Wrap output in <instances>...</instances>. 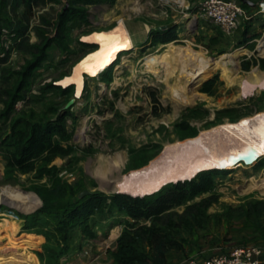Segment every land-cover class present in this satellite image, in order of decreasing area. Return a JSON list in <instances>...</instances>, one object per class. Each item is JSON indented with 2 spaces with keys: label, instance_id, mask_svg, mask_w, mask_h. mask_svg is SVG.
Wrapping results in <instances>:
<instances>
[{
  "label": "rangeland",
  "instance_id": "374dc122",
  "mask_svg": "<svg viewBox=\"0 0 264 264\" xmlns=\"http://www.w3.org/2000/svg\"><path fill=\"white\" fill-rule=\"evenodd\" d=\"M198 1L79 3L74 8L87 12V22L67 24L69 52L62 53L53 41L59 25L57 15L72 7V1L61 0L52 8L34 7L26 13L22 7L14 8L13 0H0V197L3 191L35 195L31 188L37 183L36 172L48 154L27 162L14 159L16 136L24 124L37 128L58 115L63 117L67 140H59V155L50 160V166L58 167L59 176L77 193L89 190L111 196L120 191L116 186L122 178L167 152L264 116V89L248 82L254 76H264V69L251 65L248 71L242 70L244 63L264 58V14L251 16L237 33L226 38L196 18ZM251 1L256 5L262 2ZM119 22L134 49L120 54L116 64L106 70L109 81L99 75H83L80 89L74 84L72 92L62 93L66 88L62 80L98 49L97 45L87 47L90 43L84 38L110 30ZM160 27H167L161 32L175 29L177 40L171 42L175 49L153 44ZM48 40L46 60L24 80V70L34 61L26 44L38 43L44 48ZM225 54L232 56L222 57ZM157 56L162 58L159 65H147L148 59ZM147 66L156 74L148 72ZM202 67H207L206 73L191 81L190 76ZM209 81L212 83L205 87ZM190 129L196 132L194 138H190ZM115 160L119 162L117 169L111 164ZM144 162L147 164L141 167ZM220 170L211 180V191L187 203L210 196L217 200L207 211L212 218L188 237L187 260H204L236 247L264 244V235L246 221L215 218L228 207L264 200V155L252 164L241 162ZM6 202L0 203V264H111L109 251L115 249L127 220L116 211L91 216L85 223L69 227L67 243H63L54 223L44 216H30L24 230L15 225L16 217L10 210L31 215L42 202L27 214ZM185 207L173 211L180 213ZM84 226L86 233L81 230Z\"/></svg>",
  "mask_w": 264,
  "mask_h": 264
},
{
  "label": "trees",
  "instance_id": "16d2710c",
  "mask_svg": "<svg viewBox=\"0 0 264 264\" xmlns=\"http://www.w3.org/2000/svg\"><path fill=\"white\" fill-rule=\"evenodd\" d=\"M68 1H72V7L65 8L57 15L59 25L57 35L53 39L62 53L69 52L67 42L69 27L67 24L74 23L77 20L83 23L87 22V12L84 9L74 8V6L79 3L90 4V0ZM107 1L110 5L115 2V0ZM60 3L61 0H13L12 5L14 8L22 7L26 13H30L34 7L48 6L52 8ZM242 7L247 11L251 10L245 4H242ZM155 36L154 45L158 43L168 44L177 40L175 29L157 31ZM49 43L48 40L44 48H41L38 43L26 44V51L32 56L34 63H29L24 70V74H22L24 80L29 78L32 69L46 60L45 47ZM87 47L96 48L92 44L87 45ZM251 65L264 69V58L258 61L254 59L252 64L244 63L242 70L248 71ZM106 70L100 73L99 76H102L104 81L108 82L109 77ZM211 83L209 81L205 84V87ZM64 87L66 88L61 89L62 93L73 91V85L71 84ZM63 120L64 118L58 115L56 120L37 128L30 124H24L23 129L17 133L14 159L27 162L43 154H48L37 169L35 180L38 184H34L31 188L32 192L42 202V206L31 215H23L10 210L18 222H14L17 228L19 227L20 230L27 229L29 225L28 218L41 215L54 223L60 241L67 243L69 227L75 224H83L91 216L101 215L106 211H116L123 214L127 220L116 241L115 249L109 251L111 264H168V257L171 252H178L184 256L188 237L212 218L207 211L217 200L215 197L210 196L188 205L187 203L201 194L210 192L212 189L211 180L215 173H219L221 170L200 171L191 180L168 184L165 190L144 197L133 198L125 194L105 196L92 193L81 200H77L79 193L76 192L75 187L59 176L58 167L50 166L49 163L52 158L59 155V140H67L66 129L62 124ZM14 128L12 127L13 130ZM190 130V138H194L196 132ZM146 164L144 162L141 167ZM147 167L148 165L144 168ZM43 180L44 183H41ZM71 198H74L75 202L71 203ZM184 205L186 207L182 212L176 213L173 211L175 208ZM215 218H223L229 221L232 219L244 220L250 224L252 229L263 236L264 200H250L237 207H228ZM139 222L142 223L139 225ZM145 222L149 224L146 225ZM81 230L85 233L88 232L86 226L82 227Z\"/></svg>",
  "mask_w": 264,
  "mask_h": 264
},
{
  "label": "bare ground",
  "instance_id": "6f19581e",
  "mask_svg": "<svg viewBox=\"0 0 264 264\" xmlns=\"http://www.w3.org/2000/svg\"><path fill=\"white\" fill-rule=\"evenodd\" d=\"M84 41L96 44L98 49L76 64L70 77L62 80V83L60 82L63 86L76 84L80 89L83 85V75H99L102 71L114 66L120 54L134 49L132 39L122 22H119L117 26L110 30L86 36ZM165 45L168 50L174 48L173 43ZM232 54H225L222 57H231ZM159 59L160 56H157L148 59L146 63L147 65H156L161 63L162 58ZM207 67L198 69L194 74L191 73L190 80H198V75L203 76L207 71ZM147 70L156 74V71L152 70L150 66H147ZM248 82L264 89V76L262 75L254 76ZM262 155H264V116L254 118L249 122L229 126L213 134L211 133L201 140L178 147L175 151L167 152L153 161L149 167L122 178L116 187L119 186L120 191H127L132 194L152 192L171 181L192 177L199 170L231 169L241 162L252 164ZM111 164L114 168H119L118 161L115 160ZM3 196L4 198H2ZM2 197H0V203L6 202L5 199H8V202H6L8 206L26 214L34 211L41 204V201L35 195L25 197L3 191ZM11 199L15 200L16 203Z\"/></svg>",
  "mask_w": 264,
  "mask_h": 264
},
{
  "label": "built area",
  "instance_id": "2783aa9c",
  "mask_svg": "<svg viewBox=\"0 0 264 264\" xmlns=\"http://www.w3.org/2000/svg\"><path fill=\"white\" fill-rule=\"evenodd\" d=\"M257 14H264V1L250 11L242 7L241 0H199L195 7L196 18L216 28L226 38L237 33L245 20ZM186 264H264V244L236 247L204 260L188 259Z\"/></svg>",
  "mask_w": 264,
  "mask_h": 264
},
{
  "label": "water",
  "instance_id": "95a60500",
  "mask_svg": "<svg viewBox=\"0 0 264 264\" xmlns=\"http://www.w3.org/2000/svg\"><path fill=\"white\" fill-rule=\"evenodd\" d=\"M242 4H245L247 6H249L251 9H254L256 4L253 3L252 1L250 0H241ZM167 27H160V28H157L156 30L157 31H160V30H163V29H166ZM92 45H96V44H92ZM72 103H69L66 108H69L70 105ZM245 163V162H244ZM149 165V164H148ZM146 167V166H145ZM144 168V167H143ZM142 169V168H140ZM213 169H217V170H220L221 168H213ZM204 170H211V169H202V170H199L197 173H199L200 171H204ZM197 173H194V175L192 177H189V178H183V179H177V180H174V181H171L169 182L168 184H171V183H177V182H183V181H188V180H191ZM167 184V185H168ZM165 185V186H167ZM164 187V186H163ZM162 188V187H161ZM160 188V189H161ZM160 189L156 190V191H152V192H141V193H137V194H132L130 192H127V191H117V194H125V195H129L133 198H136V197H144V196H147V195H152L156 192H158ZM90 194H92L91 191L89 190H83L81 191L78 195H77V200H81L83 199L84 197L86 196H89ZM40 200V199H39Z\"/></svg>",
  "mask_w": 264,
  "mask_h": 264
},
{
  "label": "crops",
  "instance_id": "0c3cea01",
  "mask_svg": "<svg viewBox=\"0 0 264 264\" xmlns=\"http://www.w3.org/2000/svg\"><path fill=\"white\" fill-rule=\"evenodd\" d=\"M187 259L178 252H171L168 257V264H186Z\"/></svg>",
  "mask_w": 264,
  "mask_h": 264
}]
</instances>
